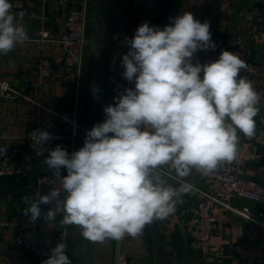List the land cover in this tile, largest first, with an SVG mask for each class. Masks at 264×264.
Returning <instances> with one entry per match:
<instances>
[{
  "label": "clouds",
  "instance_id": "obj_1",
  "mask_svg": "<svg viewBox=\"0 0 264 264\" xmlns=\"http://www.w3.org/2000/svg\"><path fill=\"white\" fill-rule=\"evenodd\" d=\"M28 40L10 0H0V55ZM123 43L128 51L121 58L122 76L133 86L103 108L104 120L93 125L78 150L69 154L56 145L37 151L48 152L44 163L60 187L23 198L32 221L41 216V205L62 203V225L78 226L93 242L137 237L145 225L174 214L182 196L196 191L184 178L193 169L207 176L221 162L234 161L238 133L255 135L260 110L261 95L240 75L247 63L237 53L222 50L207 63L196 58L216 44L210 23L191 12L170 18L162 28L145 21ZM36 132L38 147L54 139L47 131ZM164 166L169 175L175 173L179 187L159 174ZM56 215L49 208L45 221ZM66 248L58 243L42 264H72Z\"/></svg>",
  "mask_w": 264,
  "mask_h": 264
},
{
  "label": "crops",
  "instance_id": "obj_2",
  "mask_svg": "<svg viewBox=\"0 0 264 264\" xmlns=\"http://www.w3.org/2000/svg\"><path fill=\"white\" fill-rule=\"evenodd\" d=\"M73 0H28L32 8L36 9V17L17 20L23 24L28 32L29 40L7 55H0V80H7L13 87H25L24 95L14 98L0 94V145L13 149L24 164V172L0 176V219L30 218L24 210L28 207L23 198L28 196L36 199L35 188L38 178L44 174L53 177L52 170L44 163L45 156H37L27 143L25 135L40 119L44 124L57 128L67 119H74L81 125L83 113L91 97V83L95 72L94 48L100 44V20L95 13L98 0H87L86 11V38L87 44L76 77L74 72L65 76L60 65L62 50L57 38L60 35L63 19L68 6ZM133 0H124L122 36L119 48L112 62L117 74L124 68L121 64L123 54L128 49L124 46V38H131L137 29L134 19ZM264 10V0H173L170 16L161 24V28L169 23V19L191 12L194 18L201 22L210 23L214 50L198 51L196 58L202 63L206 55L216 54L218 45L228 35L235 34L244 40L234 50L241 59L255 65L254 70L242 69L240 75L253 83L255 90L261 95L258 105L259 113L255 117L256 133L246 137L238 133L240 141L237 146L236 161L240 164L243 175L258 182L264 181V43L252 44L248 40V21L254 13ZM14 14V12H13ZM40 31H46L48 37L38 42L35 38ZM46 56L52 61L54 74L45 79L38 75L36 63L39 57ZM195 63V59L193 61ZM126 88L123 76L107 95L105 105L115 104L114 97ZM104 112L103 119L104 120ZM81 127L78 128L73 152L81 147ZM169 169L164 166L159 174L168 184L179 187L175 173L168 174ZM66 175V170H61ZM36 177V178H34ZM33 178L35 181H33ZM54 178V177H53ZM186 182L195 186L196 191L182 196V203L177 205L174 214L166 219L157 220L163 235V245L167 264H256L259 252L264 249L256 241L244 237L243 229L247 225L246 218L233 214L230 210L215 203L212 207L215 220L213 222L210 249L207 254H193L188 248L184 253L181 227L188 218L189 207L200 196V189L204 187L203 175L193 169ZM60 187L54 178L52 186H43L40 194H47L52 188ZM65 194L62 192L61 196ZM232 207L248 206L251 210L258 208L257 204L249 199L232 197L229 200ZM51 205H41L40 225L37 239L42 247H48L53 233V221L46 222L45 214ZM83 243L78 226H67L66 250H69V259L72 264H82L78 261L73 249L77 243ZM130 260L133 264H153L151 238L147 225L137 237H130L125 241ZM116 240L105 239L94 242L92 264H114ZM83 248V247H81ZM0 262L2 264H42L25 249L14 244L12 230H0Z\"/></svg>",
  "mask_w": 264,
  "mask_h": 264
},
{
  "label": "built area",
  "instance_id": "obj_3",
  "mask_svg": "<svg viewBox=\"0 0 264 264\" xmlns=\"http://www.w3.org/2000/svg\"><path fill=\"white\" fill-rule=\"evenodd\" d=\"M12 12L17 20L22 18L36 17V9L29 5L28 0H10ZM133 17L136 20L150 19L158 13L160 9V0H133ZM87 0H73L68 6L64 19L62 30L57 41L62 50L60 65L65 76L74 72L76 77L86 48V10ZM248 25V40L252 44L264 43V10L254 13L250 18ZM48 37L46 31H40L36 36L38 42L45 41ZM244 39L241 36L230 34L217 47L216 54L219 56L222 50L233 52ZM214 55H206L202 63L214 61ZM247 68L254 70L256 67L251 62H246ZM36 70L40 77L49 79L54 74L52 61L46 56L38 58ZM126 81V88L132 87ZM25 87L15 88L7 80H0V94L4 97L14 98L24 95ZM81 127L74 119H67L57 128H52L38 119L33 127L26 133L25 140L28 147L37 155V151L45 149H54L56 145L62 146L69 154L73 152L76 134ZM36 130H44L51 133L54 139L49 140L44 146L39 147L35 144ZM47 156L45 151L43 155ZM24 172V164L16 156L15 151L0 145V176L10 174H21ZM204 187L200 189L199 198L191 203L189 207L188 218L184 221V228L187 236V248L193 254H207L210 249V237L215 216L212 207L215 203L222 205L237 214L246 218L247 225L244 226L243 234L246 239L256 241L261 247L264 241V181L258 182L243 175L240 164L234 160L231 163L221 162L217 170L207 176H203ZM54 178L50 175H42L38 178L34 197L40 194L43 186H52ZM41 195V194H40ZM241 197L254 201L258 208L251 210L248 206L232 207L229 200L232 197ZM63 198V196H61ZM51 208L57 211L56 219L53 221V233L51 243L48 247H42L37 239V230L40 225V219L32 221L30 218L21 219H0V230L10 228L12 230V239L16 246L25 249L26 252L33 255L38 261L43 262L50 254L51 249L58 243H66L67 226L62 225V203L53 202ZM131 236L116 241L114 254V264H133L130 260L125 241ZM66 252V250H65ZM256 264H264V249L259 252ZM0 264H2L0 262Z\"/></svg>",
  "mask_w": 264,
  "mask_h": 264
},
{
  "label": "water",
  "instance_id": "obj_4",
  "mask_svg": "<svg viewBox=\"0 0 264 264\" xmlns=\"http://www.w3.org/2000/svg\"><path fill=\"white\" fill-rule=\"evenodd\" d=\"M173 0H160L158 13L150 19H139L137 26L143 22H148L150 26H156L164 22L171 14ZM95 13L100 20L101 42L94 48L95 72L91 83V97L83 113L81 123V147L87 132L94 124L102 122L103 108L108 93L117 86L122 77V70L115 73L112 62L114 55L118 51L122 36L124 0H98ZM99 89V91H96ZM12 150V149H11ZM36 178V177H34ZM33 178V181L35 179ZM151 238L153 264H167L166 253L163 245V235L157 220L147 224ZM80 230V229H79ZM181 233L183 236V250L187 249V236L182 225ZM83 243H77L73 252L77 254L78 261L82 264H92L94 242L82 237ZM83 247V248H81ZM70 251L66 250L69 256ZM182 264H189L188 262ZM242 264H248L246 262Z\"/></svg>",
  "mask_w": 264,
  "mask_h": 264
},
{
  "label": "rangeland",
  "instance_id": "obj_5",
  "mask_svg": "<svg viewBox=\"0 0 264 264\" xmlns=\"http://www.w3.org/2000/svg\"><path fill=\"white\" fill-rule=\"evenodd\" d=\"M81 136V135H80Z\"/></svg>",
  "mask_w": 264,
  "mask_h": 264
}]
</instances>
